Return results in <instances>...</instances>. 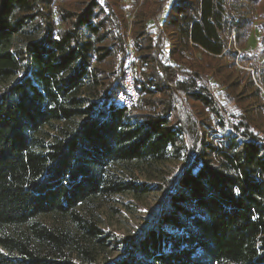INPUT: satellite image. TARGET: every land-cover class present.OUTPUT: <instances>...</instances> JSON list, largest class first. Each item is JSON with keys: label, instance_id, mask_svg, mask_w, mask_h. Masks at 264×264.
<instances>
[{"label": "trees", "instance_id": "1", "mask_svg": "<svg viewBox=\"0 0 264 264\" xmlns=\"http://www.w3.org/2000/svg\"><path fill=\"white\" fill-rule=\"evenodd\" d=\"M134 1L129 21L124 0H0V232L101 193L140 191L110 179L111 165L163 160L184 141L187 162L111 264H264V98L230 46L235 33L239 60L251 59L245 43L264 0ZM129 67L139 98L116 108ZM254 67L264 84V63ZM89 114L36 150L43 126ZM227 115L229 131L213 136ZM32 228L38 239L0 235V264H79L65 254L70 235Z\"/></svg>", "mask_w": 264, "mask_h": 264}, {"label": "rangeland", "instance_id": "2", "mask_svg": "<svg viewBox=\"0 0 264 264\" xmlns=\"http://www.w3.org/2000/svg\"><path fill=\"white\" fill-rule=\"evenodd\" d=\"M228 3H230V0H228ZM262 8H264V3L259 7V9ZM124 10L130 21L137 10L135 1L124 0ZM263 23L264 10H258L244 48L251 59L246 62L239 60L242 50L236 44L235 33L230 36V46L232 45L238 51L235 59L237 68L247 69L253 73L255 83L261 89L264 98V84L260 82L259 77L261 75L259 76L254 67L256 63H264V44L261 41L260 30ZM127 42L131 46L129 39ZM198 57H200L199 53ZM225 60L230 61V56H225ZM86 86L85 92H82L84 95L89 93V83ZM208 115L210 118L212 117L211 113ZM90 117L91 114L76 116L72 119H59L43 126L35 135L38 140L36 150L45 151L56 139L66 137L68 133L74 132L83 121ZM226 120V127H218L215 124L218 133L213 136L229 131L228 115ZM186 162L187 150L183 141L169 149L166 158L163 160L143 159L114 163L109 169L110 179L122 182L131 181L138 185L140 191L131 189L121 193H101L78 205L73 213L41 215L27 224L4 228L0 235L3 232L13 236L30 234L38 239L32 231L33 225L38 223L41 226L51 228L55 232L66 233L72 237L71 243L65 248V254L69 259L79 264H91V261L87 258V255H89L97 263L111 264L128 255V241L137 236L138 227L148 214L147 210L161 201L162 192L158 189L159 185ZM144 187H148L149 190L143 191ZM87 222L95 223L102 234L98 237L88 235L87 229L84 228ZM39 246L43 253H49L52 257H55L58 253L52 244L40 242Z\"/></svg>", "mask_w": 264, "mask_h": 264}, {"label": "built area", "instance_id": "3", "mask_svg": "<svg viewBox=\"0 0 264 264\" xmlns=\"http://www.w3.org/2000/svg\"><path fill=\"white\" fill-rule=\"evenodd\" d=\"M131 58L133 57L134 50L130 47ZM124 88L118 93L116 98L112 99V103L116 108H131L139 98V92L137 90L134 81V70L129 67L124 77Z\"/></svg>", "mask_w": 264, "mask_h": 264}, {"label": "snow or ice", "instance_id": "4", "mask_svg": "<svg viewBox=\"0 0 264 264\" xmlns=\"http://www.w3.org/2000/svg\"><path fill=\"white\" fill-rule=\"evenodd\" d=\"M238 191V190H237Z\"/></svg>", "mask_w": 264, "mask_h": 264}]
</instances>
